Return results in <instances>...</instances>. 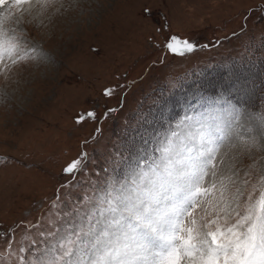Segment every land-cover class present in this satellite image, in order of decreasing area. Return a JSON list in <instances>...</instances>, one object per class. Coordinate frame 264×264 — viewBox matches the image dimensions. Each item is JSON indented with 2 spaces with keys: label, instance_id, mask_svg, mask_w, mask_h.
<instances>
[{
  "label": "snow or ice",
  "instance_id": "obj_1",
  "mask_svg": "<svg viewBox=\"0 0 264 264\" xmlns=\"http://www.w3.org/2000/svg\"><path fill=\"white\" fill-rule=\"evenodd\" d=\"M78 2L68 0V7ZM62 9L67 10L65 0H0L5 80L47 58L24 25L46 26ZM143 12L151 15L149 7ZM240 31L246 32L244 25ZM220 43L197 45L170 35L157 47L184 57ZM229 81L228 91L249 83L231 75L225 78ZM114 93L105 88L103 95ZM215 103L174 121L164 119L162 104L137 112L135 123L125 122L102 167L81 150L63 166L68 179L49 202L47 216L25 225L27 231L35 228L36 236L26 233L17 248L10 229L0 264H264V155H255L264 153V113H249L247 119L256 124L245 126L242 110L223 95ZM122 108L119 101L102 116L89 110L75 122L107 119ZM100 133L97 127L92 139ZM77 187L82 194L73 197L71 189Z\"/></svg>",
  "mask_w": 264,
  "mask_h": 264
},
{
  "label": "rangeland",
  "instance_id": "obj_2",
  "mask_svg": "<svg viewBox=\"0 0 264 264\" xmlns=\"http://www.w3.org/2000/svg\"><path fill=\"white\" fill-rule=\"evenodd\" d=\"M144 7L151 9L150 16ZM65 9L46 20V26L24 25L47 58L16 69L10 80L0 75V92L7 93L0 96V250L6 248L10 229L17 248L26 233L36 236L37 230L27 231L25 225L47 216L49 202L68 179L62 173L65 163L86 150L98 167L104 166L125 122L135 123L137 112L163 103L164 119L174 121L190 110L217 107L215 101L223 95L242 110L245 126L256 124L247 119L249 113H264V94L257 84V63L264 64V0H79L72 7L65 0ZM161 26L164 31L158 32ZM170 35L197 45L221 43L173 56L157 47ZM241 61L248 64L234 66L232 76L249 81L241 89L228 91L229 81L204 92L181 82H192L193 72H199L198 84L212 88L232 71L229 65ZM105 88L115 89L114 95L105 97ZM245 99L247 106H241L238 102ZM119 101L123 108L107 119L76 124L78 114L95 110L102 116ZM97 127L101 133L93 140ZM81 194L80 187L71 189L73 197Z\"/></svg>",
  "mask_w": 264,
  "mask_h": 264
},
{
  "label": "trees",
  "instance_id": "obj_3",
  "mask_svg": "<svg viewBox=\"0 0 264 264\" xmlns=\"http://www.w3.org/2000/svg\"><path fill=\"white\" fill-rule=\"evenodd\" d=\"M253 61H256V60H252L250 62H253ZM243 63H244V65H247L248 64V63H245V61L236 62V63H234V65L226 64V65H229V66H233V69H231L232 71L231 72L229 71V73L223 75L222 78H219V79H223L222 83L220 81H217V83L212 88L211 87H207L206 88L205 84H198L199 83V78H200V73L199 72H193V73H197V74L195 75V77H194L195 79H193L192 82H191V79H183L181 82L182 83L188 82V83H191L192 85H195V86H198V87H200L202 89H205L204 92H212V91H210V89L223 88L224 86H227L228 84H230V82H228L227 84L225 83V78L228 77V76H230V75L231 76H234L235 75V72H236V68L234 66H237V65L244 66ZM256 63H257V61H256ZM257 67L260 69V71L257 72V74H258L257 84L260 85V86H258V87H261L259 90L264 94V91H262L263 90V87H264V64H262L261 62L258 61ZM207 69H210V68H207ZM218 69L219 68H216L214 70H218ZM222 72H224V70ZM232 98L234 100H236L235 96H232ZM168 99L170 100L171 99V96L168 97L166 99V101ZM246 100L247 99H245L244 101H240L238 103H240L241 106H247L246 103H245ZM253 100L257 102L259 100V97L256 94H254ZM162 105H163V103H162Z\"/></svg>",
  "mask_w": 264,
  "mask_h": 264
}]
</instances>
